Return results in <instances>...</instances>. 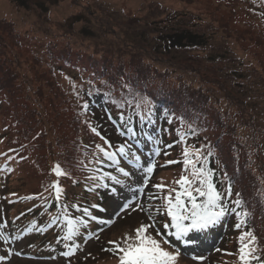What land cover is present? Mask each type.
Wrapping results in <instances>:
<instances>
[{"label":"trees","instance_id":"trees-1","mask_svg":"<svg viewBox=\"0 0 264 264\" xmlns=\"http://www.w3.org/2000/svg\"><path fill=\"white\" fill-rule=\"evenodd\" d=\"M54 1H70L80 10L60 22L65 28L61 33L49 31V24L32 25L28 0H12L18 9L26 11L23 19L0 11V109L10 113L11 124L3 138L0 136V176L14 164V156L21 160L23 168L31 169L35 179L32 188L23 185L18 192L12 189L14 182L6 179L10 187L0 189L5 190L1 193V214L5 211L4 199L10 198L6 190L10 189L9 195L13 197L32 194L28 206H38L33 219L48 223L44 238L30 245L38 253L50 252L51 247L52 251L63 253L52 245L55 232L64 236L67 231L66 213L73 218L83 215L73 205L90 208L101 220L98 212L104 209L114 182L108 181L109 188H105L91 178L99 174L101 167L95 161L103 159L95 146L104 142L92 131L95 128L113 146L132 144V155L122 158L119 165L128 171L134 156L156 149L164 156L155 179L146 183L143 199L144 213L152 212L162 227L170 219L162 197L169 189L178 187L175 180L188 174L184 172L185 147L191 152L210 145L213 156L209 167L216 171L217 188L223 191L230 180L233 198L239 192L249 212L246 228L235 227L238 219L234 214L213 227L216 231H229L227 238L232 241L230 258L224 255L223 264L241 263L242 231L253 230L259 247L264 249V0H213L219 11L225 13V19H229L225 26L221 19L215 22L217 25L212 17V22L206 20L209 14L196 8L205 4L203 0H143L135 10L115 8L109 0H92L91 4L87 3L89 0ZM36 6L46 14H38V18L50 22L45 2L38 1ZM104 8L107 12L103 13ZM111 13L119 16L124 33L115 44L105 39L102 29L107 22L101 14ZM96 21L101 28L94 30ZM29 24L33 28L25 30ZM80 24L85 38L65 35ZM229 24L241 26V32L235 37L227 34ZM129 89L137 97H148L154 108L151 123L135 120V140L131 134H121L130 125L119 122L121 111L127 121L129 116H135V109L128 104L120 109L113 103L132 100ZM98 93L103 94L104 105L92 108L91 101ZM85 102L90 105L87 112L82 108ZM1 115L0 111V128L9 125ZM180 137L189 139L183 145L178 142ZM174 141L177 145L168 147ZM109 163L105 161L104 172L117 176L123 184L129 181L116 170V165L109 167ZM57 164L67 175H55ZM224 172L228 179L221 184L219 178ZM57 179L64 190L59 202L52 188ZM158 184L164 185V189H156L154 185ZM149 196L161 199L150 200ZM92 205L99 207L92 209ZM14 216L7 213L5 219L22 225V229L31 228L34 233V225L29 226L31 221ZM99 220L89 221L87 228L81 226L77 239L83 241V234ZM140 225L133 224L130 231ZM163 228L161 233H165ZM109 235L104 242L113 248L110 241L123 239ZM106 243H94L85 256H75L74 263L90 264V255ZM260 256L264 259V251ZM112 259L109 264H119L116 249Z\"/></svg>","mask_w":264,"mask_h":264},{"label":"snow or ice","instance_id":"snow-or-ice-1","mask_svg":"<svg viewBox=\"0 0 264 264\" xmlns=\"http://www.w3.org/2000/svg\"><path fill=\"white\" fill-rule=\"evenodd\" d=\"M129 94L132 96V100H113V103H116L120 109H123L126 104L132 105L135 109V116H129L127 121H125V113L123 111L119 114V122L122 125H130L121 134H131L135 140L137 135L134 126L135 120L139 119L141 123H151L154 108L152 101L148 97L143 95L137 97L132 93L131 89H129ZM89 107L90 105L87 102L82 105L85 112L89 110ZM109 119H112L110 113ZM180 119L183 121L184 117ZM92 131L103 140L104 144L95 146L98 152L102 153L103 159L98 158L95 161L101 167L98 169L99 174L91 178L100 181L99 186L105 188H109L108 181L114 182L109 190L113 195H117L116 185H122L124 181L112 173L104 172L103 165L105 161L110 162L108 164L109 167L116 165V170L124 178H131L133 172L119 165L122 158L127 159L132 155V144L122 143L113 146L95 128H92ZM190 131L194 134V129H191V126ZM168 147H171V145H168ZM205 149H207L206 152ZM183 154L185 157L183 161L185 165L184 172L188 174L181 175L178 180H175L173 183L178 187L169 189L167 194L162 197L165 201L166 215L170 218L163 225L164 229L168 231L161 233L156 221L150 217L151 222L141 224L134 230L133 235L125 236L120 242L110 241L109 243L114 245L119 255V264H177L180 252L179 249L169 250L174 249L169 237H174L177 241H182L186 245L195 243L196 233L209 230L221 224L229 214H234L237 217L238 222L235 225L237 229L247 227L249 212L239 192L235 193V198H233L232 182L229 180L227 187L223 191L217 188L216 171L209 167L210 158L213 156L211 146L202 145L191 152L188 147H185ZM134 159L139 163V156H134ZM168 163H176V161H168ZM153 168L154 165L148 166L147 173H151ZM54 172L58 178L67 175L58 164L54 168ZM227 179V172H224L223 177L219 178V182L223 184ZM154 187L158 190H163L165 186L158 184L154 185ZM52 188L55 190V200L59 202L64 195L59 179L53 182ZM142 190V188L139 189V191ZM148 198L150 200L161 199V197L157 196H149ZM128 206L127 204L125 205V207ZM73 207L83 215L75 218L67 213L64 215V220L67 224V231L62 237L64 246L67 249V251L63 252L64 256L73 255L79 248L76 239L80 235L81 226L87 228L89 221L99 220L98 217L93 215L90 208H81L79 205H73ZM97 207L99 206H91L92 209ZM156 211L158 212L159 209H156ZM99 222L101 224L110 223V221L103 220H99ZM153 232L155 235L152 234ZM8 239V235L0 232V240L8 241ZM239 240L241 245L239 248V261L241 264H264V259H261L260 256V252L264 251V249L259 247L258 239L254 235L253 230L242 231ZM192 258L203 259L202 256H193ZM2 259L4 258L0 257V260Z\"/></svg>","mask_w":264,"mask_h":264},{"label":"rangeland","instance_id":"rangeland-1","mask_svg":"<svg viewBox=\"0 0 264 264\" xmlns=\"http://www.w3.org/2000/svg\"><path fill=\"white\" fill-rule=\"evenodd\" d=\"M5 0H0V5L1 3H3ZM41 1V2H45V4L47 5V13L50 22L44 20L43 18H38V14H42L43 16H45L46 14L41 13V9H39L36 6V2ZM49 1H51V5H49ZM92 0H89L87 3H92L90 2ZM143 0H109V5L114 6L115 8L121 7H125V8H133V10H135L134 8H136L138 6L139 3H141ZM167 2H171L170 0H166ZM205 4H201L198 5L196 8L198 9H203L205 14H209L207 15L205 18L207 21L212 22L211 21V17L214 19V23L217 22V20L221 19V21L224 22V26L227 24L226 22L229 21V19H225V13H221V11H219V8L216 7V2H211V0H203ZM28 2H30L29 4V13L31 14L30 16V20H31V24L32 25H37L40 24L39 26H43L45 24H49L50 26V30L53 33H61L63 32V30H65V28L60 24V22L64 19L67 18V16H70L72 14H75L77 11L79 12L80 10L77 9L75 7V5L70 4V1H60V2H55L54 0H28ZM55 4H54V3ZM95 5V4H94ZM16 7L15 9H13V7ZM18 6V5H17ZM17 6L12 3V0H7L5 2L4 6H0V11H4L2 13H6L8 15L11 14V16H13V18L15 19H23L24 18V14L26 13V11H24L23 9H18ZM95 8V6H93ZM101 11V10H100ZM10 12V14H9ZM102 12H107V8H104L102 10ZM99 13V12H97ZM197 16H200L199 13H197ZM101 19L106 21V25L102 28L105 32H106V38L107 41L109 43L115 44L117 43V41L119 40V38L121 36H124L121 24H120V18L117 14L111 13L110 15H104L101 14ZM45 18V17H44ZM29 24L28 26H26L25 30L28 27H32V25ZM215 25H217V23H215ZM219 26H222L219 23ZM237 25L235 24H229V29H228V33L227 34H231V36L235 37L237 36V33L241 32L240 31V27L237 28ZM81 24L78 25L77 27H75L70 34H65V35H70L73 36L74 38L80 39V38H85V35L82 34V30H81ZM33 28V27H32ZM84 27H82L83 29ZM91 28V27H90ZM92 28L94 30H97L99 28H101V23L99 22H95L94 25L92 26ZM91 28V30H93ZM211 28V27H210ZM232 29H233V34H232ZM226 34V35H227ZM5 36V35H4ZM5 39H7V37L5 36ZM16 53V52H15ZM20 61L22 62V58L19 57ZM165 64V62H163ZM94 104H102V95L98 94L95 99L92 101L91 105ZM2 111H4V108H2ZM7 112H5V114L3 115L4 118H6ZM245 130L242 129L240 132L242 134H244ZM153 158V156H146L144 159L141 160V163L139 165H143V168H146L151 159ZM12 159L14 161V164L11 165V167H9L8 169H5V174L2 175L0 177V185H1V189H3L5 186L10 187L7 182L6 179H10L12 182H14L12 189L15 191H19L20 189L23 188V185H25L27 187L34 185V173L31 174V169L29 170L28 166H25L24 168L21 166L20 164V159L15 158L14 156H12ZM140 168L138 170L139 175L135 177L134 182H132L129 185H126L123 189H121L119 191V193L117 195H113L112 198L109 201V213L106 214L108 219H112L114 218V216H118V215H124V221L121 222V224L117 225L116 227H114L112 229L113 234H116L117 236H123L121 234H126L125 236H127V234L130 232V230L128 229V227H132L135 222V215L133 214L134 211V207L137 204V201L139 199L140 193L142 191H139V189H141V181H140V177L143 174V168ZM19 186L18 190L16 189V187ZM2 193H5V190H2ZM10 189L6 190V195L8 197H12V198H7L4 199V205L3 208L4 210H6V212L8 213V215L12 216L16 213L15 217H18V219H20L21 221H31V224L34 225L35 228V234L31 235L28 234L26 230H23L21 232H19L20 235H24L26 237L25 240H27L28 242H38V240H41L44 238V236L47 234V228H48V223H44V221H42L40 218H36L33 219L35 216V213L38 210V206H28V201L29 199H31L30 195H32L31 193H24L21 196H10ZM129 205L128 207H125V205ZM135 205V206H134ZM142 216V215H141ZM142 218H139V220H141ZM138 220V219H137ZM0 221H1V209H0ZM142 222L147 223L148 221L146 220H141ZM102 228V226H101ZM9 232V234L11 236H15V234L18 232L16 231V229L13 227L12 224H10L9 222H4L1 228V232L6 233ZM132 233L134 234V230H132ZM57 234H60L59 232H57ZM88 237H91V240L85 242V244L92 246L94 245L95 242V237L93 235H87ZM215 238H217V236L215 235ZM215 238H213L212 243H217V241L215 240ZM11 241V249L12 252L10 250H7V256H9V258L12 260L11 263L16 262V264H40V263H35L33 262V260H39L41 262H47V261H52V262H61V260L58 257H54V256H48V257H41L39 256L37 259H27L25 257H19V254L16 253V251H19L21 248H23V250H27V247L24 246V240L22 238H16V244L13 242V240ZM63 242L62 238L60 240H57L55 242L56 245H61ZM197 242V241H195ZM7 242L0 240V247H6ZM212 246H201L200 244H197L194 248L188 246L187 244V248L184 250L185 252H188L190 254L195 253V254H207L210 251V248ZM214 248V245L213 247ZM198 250H202L198 251ZM114 254V253H113ZM5 256H6V250L5 249H1L0 248V257H3L4 259L0 260V264H6L5 261ZM212 259L208 258L207 260L204 259L203 261H198L197 264H212L214 260V262H217L219 255L215 254L212 255L211 257ZM107 260V261H106ZM113 261L110 252H105L104 256H98V255H90L89 257V263L90 264H109ZM52 264V263H51ZM182 264H192L190 262H186L184 261Z\"/></svg>","mask_w":264,"mask_h":264}]
</instances>
